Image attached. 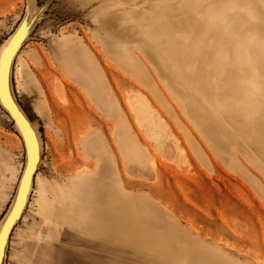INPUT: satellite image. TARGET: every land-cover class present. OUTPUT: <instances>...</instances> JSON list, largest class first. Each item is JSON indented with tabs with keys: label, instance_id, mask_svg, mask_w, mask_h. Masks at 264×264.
Masks as SVG:
<instances>
[{
	"label": "rangeland",
	"instance_id": "obj_1",
	"mask_svg": "<svg viewBox=\"0 0 264 264\" xmlns=\"http://www.w3.org/2000/svg\"><path fill=\"white\" fill-rule=\"evenodd\" d=\"M180 2L0 0V49L32 4L41 11L49 3L11 74L42 153L3 264H264V115L221 119L205 105L210 50L197 55L179 42L169 50L197 64L191 84L165 70L147 38L160 17L171 31L187 32L194 18H180ZM61 45L118 113L99 109L79 75L62 69ZM44 99L53 115L43 112ZM137 101L147 114H136ZM9 118L0 105V147L13 154L0 189V226L26 162ZM86 135L97 139L90 153L82 150ZM87 171L94 173L75 178Z\"/></svg>",
	"mask_w": 264,
	"mask_h": 264
},
{
	"label": "clouds",
	"instance_id": "obj_2",
	"mask_svg": "<svg viewBox=\"0 0 264 264\" xmlns=\"http://www.w3.org/2000/svg\"><path fill=\"white\" fill-rule=\"evenodd\" d=\"M179 12L182 19L194 18L186 33L171 31L160 17L147 38L161 53L165 70L191 84L197 64L171 56L169 50L177 42L182 50L191 44L197 55L210 50L213 60L203 80L205 105L221 119L247 121L264 115V0H181Z\"/></svg>",
	"mask_w": 264,
	"mask_h": 264
},
{
	"label": "water",
	"instance_id": "obj_3",
	"mask_svg": "<svg viewBox=\"0 0 264 264\" xmlns=\"http://www.w3.org/2000/svg\"><path fill=\"white\" fill-rule=\"evenodd\" d=\"M25 22L26 19L24 18L14 32L12 39L10 40L8 47L3 52L0 60V69L3 70L2 76H0V105L6 111L7 115L12 120L15 129H17V132L21 136L24 142L26 157L24 171L17 188L13 208L0 232V264L4 263L6 256L5 252L7 251V244L10 241V236L19 219L21 218L23 210L26 209L29 197V187L34 182V176L38 170L37 165L41 161L38 135L32 126V122L30 121L29 117L22 110L16 98L14 97L11 84L12 66L15 55L17 54L16 49L18 46L19 48L17 51L21 49L25 41L24 39H26L28 35H26V29L24 30ZM9 46H11L12 50L11 48L9 49ZM9 51L10 54H8ZM6 54L8 55L5 61Z\"/></svg>",
	"mask_w": 264,
	"mask_h": 264
},
{
	"label": "bare ground",
	"instance_id": "obj_4",
	"mask_svg": "<svg viewBox=\"0 0 264 264\" xmlns=\"http://www.w3.org/2000/svg\"><path fill=\"white\" fill-rule=\"evenodd\" d=\"M36 1V0H35ZM36 5V4H35ZM34 4H32V6H31V8H30V10H29V16H28V18L26 19V22H25V24H24V30L26 31V35L28 34L27 32H28V28H30V26H32V25H34L37 21H35V19H37L36 17H37V15H39L45 8H47V6L49 5V3H47L46 5H45V7L41 10V11H39L36 7L37 6H35ZM41 7V6H40ZM47 10V9H46ZM39 19V18H38ZM34 20V21H33ZM31 23H32V25H31ZM32 28V27H31ZM16 31V30H15ZM14 31V32H15ZM14 34V33H13ZM13 34L4 42V44L1 46V49H0V60H1V57H2V54H3V52L5 51V49L8 47V45H9V43H10V40L12 39V36H13ZM19 35V34H18ZM25 35V36H26ZM25 38V37H24ZM25 40V39H24ZM21 41V40H20ZM11 48V46H9V49ZM18 48H19V46H18ZM18 48L16 49V52H17V54L15 55V58H14V62H15V60L17 59V57H18V55H19V51H17L18 50ZM11 50H12V48H11ZM13 64H15V63H13ZM72 63L69 61V68L67 69V72H69V71H71V72H75L76 74H78L79 75V82H80V84H81V86H83V88H86L85 90H87V92H88V94L89 95H91V99L94 101V103H95V105L99 108V109H103V110H105V111H107L108 112V114L109 113H118V108H117V103L116 104H113L112 103V101L108 98V96H107V94H106V90H104L103 88H101L100 87V85L98 84V82H96V81H93V79H92V77L87 73V72H85L86 70H84V68H82V66H81V62H80V66L78 67L76 64L75 65H71ZM12 69H13V66H12ZM13 71V70H12ZM12 74V73H11ZM78 82V81H77ZM50 89V88H49ZM55 90V93L56 92H58V93H61V91H62V87H61V85L60 84H56V88L54 89ZM39 92H40V94L43 96V91H41L40 90V88H39ZM133 93V92H132ZM52 94V93H51ZM54 95V94H53ZM138 95V94H137ZM135 98H137V97H135V96H132L131 97V99H132V101L135 99ZM139 99H141V98H139ZM144 100V99H143ZM137 102H139V104L137 105V104H134V102L131 104L132 105V107H133V109L136 111V114H138L139 116L140 115H143V114H145L146 113V108L144 107V102H142V101H137ZM1 104V103H0ZM41 104V103H40ZM146 105V104H145ZM41 108H43L42 110H43V112L45 113V112H47V111H50L51 112V114L53 115L54 114V111H52L50 108H49V103L44 99V102L41 104ZM61 109V108H60ZM65 109V108H64ZM67 109V108H66ZM147 114V113H146ZM55 117V116H54ZM10 119V118H9ZM139 120V119H138ZM57 119L54 121V123L55 124H57ZM85 121V120H84ZM140 121V120H139ZM32 126L34 127V129L36 130V133H37V135H38V140H39V145H40V154H41V151H42V144H41V139H40V136H39V133H38V131H37V127H36V125L34 124V123H32ZM120 126V125H119ZM15 127V126H14ZM121 127V126H120ZM76 128V127H75ZM58 129V128H57ZM17 130V129H16ZM61 131V130H60ZM117 131H118V129H117ZM117 131L115 132V134H117ZM50 132V131H49ZM96 132V131H95ZM51 133V132H50ZM57 133H58V131H57ZM56 133V134H57ZM62 133V132H61ZM49 137H50V140H51V143H52V149H53V151L54 152H56L57 150H58V140L53 136V135H51V134H49L48 135ZM61 136H62V134H61ZM57 137V136H56ZM21 139V142H22V144H23V146H24V142H23V140H22V138H20ZM95 140H97L95 137H93V136H88L87 137V135L85 136V138L83 139V141L81 142V145H82V150H83V152H85V153H90V151L91 150H93L92 149V143L95 141ZM118 142L119 143H122V141L120 140V139H118ZM135 146H138V144L137 143H135ZM101 148H106V147H104V145H102V147ZM135 150V149H134ZM107 152V151H106ZM133 152H135V151H133ZM135 154H137L136 152H135ZM143 157V156H142ZM145 160V159H144ZM137 161L139 162V164H142L143 162H142V160H141V158L139 159V158H137ZM41 162V161H40ZM40 162L38 163V165H37V169H38V167H39V164H40ZM43 162V161H42ZM6 166V165H5ZM24 167H25V165H24ZM24 167H23V169L21 170V173H20V176H19V178H18V180H17V187H16V192H17V188H18V186H19V183H20V180H21V177H22V174H23V171H24ZM35 179L37 180L38 179V170L36 171V174H35V176H34V181H35ZM33 186H34V182H33V184L32 185H30V187H29V197H30V195H31V192L33 191ZM15 195H16V193H15ZM29 197H28V203H27V206H28V204H29ZM15 200V196H14V199H13V202H12V205H11V207H10V209L8 210V213H7V215L5 216V219H4V221H3V223H2V225L0 226V232H1V230H2V227H3V225H4V223H5V221H6V219H7V217L9 216V214H10V212H11V210H12V208H13V205H14V201ZM27 206H26V208H27ZM25 210L26 209H24L23 210V213H22V215H21V218L19 219V221L23 218V215H24V212H25ZM18 221V222H19ZM11 237V236H10ZM10 240V239H9ZM9 244V243H8ZM8 244H7V246H8ZM230 249V248H229ZM231 251V250H230ZM234 252V251H233ZM6 253V252H5ZM231 253H232V251H231ZM230 253V254H231ZM233 254V253H232ZM234 255V254H233ZM235 256V255H234Z\"/></svg>",
	"mask_w": 264,
	"mask_h": 264
},
{
	"label": "crops",
	"instance_id": "obj_5",
	"mask_svg": "<svg viewBox=\"0 0 264 264\" xmlns=\"http://www.w3.org/2000/svg\"><path fill=\"white\" fill-rule=\"evenodd\" d=\"M68 51H69V49H68L67 45L66 46L61 45V47L59 48V52L64 55V61L61 65V67L65 71H67V69L70 67L69 61L72 63L71 65L76 64L78 67L80 66V62L73 60V58H71V56L67 55V54H69V53H67ZM81 66L83 68V63L81 64ZM106 94L108 96L107 92H106ZM90 97H91V95H90ZM12 158H13V154H12L11 149L0 147V189L3 187V181L5 179V173L7 171L6 166L12 161ZM91 173L93 174L94 172L93 171H87V172H84V173L77 175V177H75V178L87 177V176H90Z\"/></svg>",
	"mask_w": 264,
	"mask_h": 264
},
{
	"label": "snow or ice",
	"instance_id": "obj_6",
	"mask_svg": "<svg viewBox=\"0 0 264 264\" xmlns=\"http://www.w3.org/2000/svg\"><path fill=\"white\" fill-rule=\"evenodd\" d=\"M8 54H10V51H9V53H8ZM8 54H6V56H5V61H6V59H7V55H8ZM2 71H3V70H2V69H0V76H2Z\"/></svg>",
	"mask_w": 264,
	"mask_h": 264
}]
</instances>
